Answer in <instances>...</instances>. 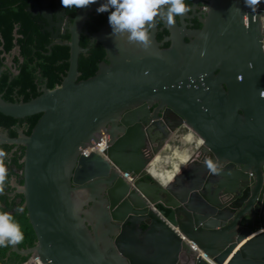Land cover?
<instances>
[{"label":"water","instance_id":"95a60500","mask_svg":"<svg viewBox=\"0 0 264 264\" xmlns=\"http://www.w3.org/2000/svg\"><path fill=\"white\" fill-rule=\"evenodd\" d=\"M104 2L76 9L68 39L50 43L68 47L56 86L27 101L0 93L1 114H40L27 135L0 129L10 152L23 147L21 183L12 176L8 195H21L34 235L31 246L9 244L8 251L39 264H209L201 255L214 264H264V0L255 12L244 0H206L210 11L203 9L196 30L157 18L166 47L155 27L145 49L113 36L106 20L83 31L105 60L76 80L78 55L87 50L78 44L81 28ZM27 5L52 31L48 0ZM17 53L14 46L4 63ZM153 100L175 120L169 130L150 124L162 131L157 139L154 128L141 127ZM178 124L200 144L160 183L148 166ZM207 159L222 163L219 174L209 172Z\"/></svg>","mask_w":264,"mask_h":264},{"label":"trees","instance_id":"16d2710c","mask_svg":"<svg viewBox=\"0 0 264 264\" xmlns=\"http://www.w3.org/2000/svg\"><path fill=\"white\" fill-rule=\"evenodd\" d=\"M59 5L61 0H56ZM190 0H185L188 4ZM27 0H0V62L9 55L14 46L18 53L12 55L11 66L13 71L4 67L0 74V93L6 101H27L40 94V84L43 82L46 88L56 86L67 69L68 47L63 44H50L52 42L47 31L42 29L41 18L26 10ZM65 14L72 17L76 8H64ZM109 13H97L96 10L87 14L84 22L88 32H95L106 20ZM160 24V21H156ZM162 28V27H161ZM168 32L162 28V32L156 34L155 40ZM68 38V34L64 36ZM87 36L81 34L78 44L80 47H88L86 52L79 53L77 59V71L79 75L76 80L85 79L95 72L97 64L104 61V51L99 43L91 45L87 43ZM168 42H163L161 47H166ZM40 114H32L23 118H13L0 113V129H4L9 137L16 135L20 129L23 134H29ZM13 145L0 144V149L8 153L4 163L8 169V177L5 190L0 193V211L11 213L15 222L20 225L23 239L16 244L18 249L31 246L34 243V235L27 220L26 212H17L21 204V195L9 196L7 191L13 189L9 185L12 176L18 184L21 183V163L23 147L17 146L10 152ZM10 152V153H9ZM10 245L0 246V264H20L29 258V255H18L8 251ZM38 263V262H36Z\"/></svg>","mask_w":264,"mask_h":264},{"label":"clouds","instance_id":"9594fccd","mask_svg":"<svg viewBox=\"0 0 264 264\" xmlns=\"http://www.w3.org/2000/svg\"><path fill=\"white\" fill-rule=\"evenodd\" d=\"M262 0H244L245 7L256 11ZM97 3V0H61L64 8H86ZM97 13L108 12V22L112 28L113 36L127 38L129 43L138 44L147 49L151 46L150 29L155 27L157 18L165 19L168 24L174 22L176 16H183L192 9L186 5L185 0H105L96 9ZM205 12L210 11L205 6ZM8 153L0 149V193L5 190L8 169L5 159ZM205 166L211 174H219L222 163L218 160L207 159ZM23 212V208H17ZM23 239L20 225L15 222L11 213L0 211V246L16 245Z\"/></svg>","mask_w":264,"mask_h":264},{"label":"flooded vegetation","instance_id":"af4514ba","mask_svg":"<svg viewBox=\"0 0 264 264\" xmlns=\"http://www.w3.org/2000/svg\"><path fill=\"white\" fill-rule=\"evenodd\" d=\"M186 5L191 7L192 11L187 13L186 15H183V16H179L178 15L174 19H175V21L178 24H183L185 26V28H187L188 30H196V29L201 27V22L200 21L204 17L203 9L206 6V0H190V2L188 4H186ZM27 7H28V5H27ZM48 7L51 10V19L54 21V23H57V24H54L53 26H51L52 27V31H47L45 28L48 25H47L46 21L39 15L40 18H41L42 29L47 31V33L49 34V38H51L50 37L51 32L57 33V35H56L57 37L55 39L51 38L52 42L54 40L63 42L64 40L68 39V38H65L64 36L66 34H68V31H67L68 29L67 28L71 25L73 16L69 17L68 15H66L64 8H62L56 0H48ZM60 11H63V13L61 15L59 14ZM34 15H38V14H34ZM86 19H87V16H86L84 22L86 21ZM84 30L88 34L92 33V32H88L86 30V28H85V25L83 24V26L81 28L80 35L83 34ZM161 32H162V28H161L160 24L156 23L155 30H154V38L156 37V34H158V33L160 34ZM166 36L167 35L163 34L162 37L159 40H157V42L161 43L160 47L162 46L163 42L167 41V40H164L166 38ZM68 37H69V34H68ZM184 40L188 41L189 37H184ZM87 43H88V45H91L92 43H95V41L89 42V40L87 38ZM84 48H86V47H84ZM87 49H88V47H87ZM7 56H10V54L9 55L7 54ZM4 61H5V59L2 61L3 66L7 67L11 71H13V67L11 66V63L8 66V65H6L4 63ZM43 86H45V84L42 82L40 84L39 89H41ZM146 107H147L148 112H147V115L145 117V120L143 122H141V127H142L143 130L146 129V128L148 130H151V129L154 128L153 129V138L154 139L160 138L161 135H162V131L159 130L158 128H155V126H159V125H150V124L152 122L158 121L162 125L163 129L169 130V127L173 126L175 120H174V118H172V117H170V116H168L166 114L163 115L164 110H165L166 107L163 106L159 101L153 100L151 102H146ZM153 115H156V116H153ZM106 127H108V124L106 125ZM180 129L189 130L185 125H183V124L179 125L178 124L177 126H175L173 131L168 135V137L166 139V144L169 143L174 138H175V141H176V137L175 136H177L176 133H178V131ZM180 134H184L186 136V138L182 136L184 138V141L187 142V141L191 140L190 139L191 135L190 134L186 135L185 131L181 130ZM105 138H106L105 134L100 136V139L103 140L104 142H105ZM147 145L149 146V143H147ZM147 145L145 146V149L143 150V153H144L145 156H147L148 153H149V150H148L149 148H148ZM11 191H13V189L7 191V194H9ZM13 195H15V194H13ZM13 195H9V196L11 197ZM166 212H167V210H166ZM141 227L144 228L145 225L141 224Z\"/></svg>","mask_w":264,"mask_h":264},{"label":"bare ground","instance_id":"6f19581e","mask_svg":"<svg viewBox=\"0 0 264 264\" xmlns=\"http://www.w3.org/2000/svg\"><path fill=\"white\" fill-rule=\"evenodd\" d=\"M181 130L185 131L186 135L190 134L191 140L184 141L183 137L186 138V136L180 134ZM176 134L177 136L174 135L176 141L174 138L165 144L161 151L150 161L148 166V172L160 183H165L170 180L182 168L186 159L193 155L195 147L200 144V140L190 130L180 129Z\"/></svg>","mask_w":264,"mask_h":264},{"label":"built area","instance_id":"2783aa9c","mask_svg":"<svg viewBox=\"0 0 264 264\" xmlns=\"http://www.w3.org/2000/svg\"><path fill=\"white\" fill-rule=\"evenodd\" d=\"M262 11H264V4L262 5ZM263 50H264V41H263ZM201 257L209 264H214L209 258H207L206 256L204 255H201ZM36 262H38L36 259H33V258H28L26 261L20 263V264H30V263H33V264H37Z\"/></svg>","mask_w":264,"mask_h":264}]
</instances>
